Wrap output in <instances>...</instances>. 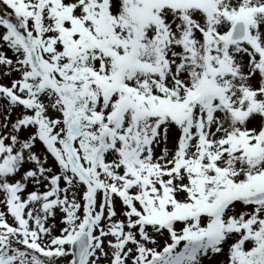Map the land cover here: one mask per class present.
<instances>
[{"label": "snow or ice", "instance_id": "6c2138e0", "mask_svg": "<svg viewBox=\"0 0 264 264\" xmlns=\"http://www.w3.org/2000/svg\"><path fill=\"white\" fill-rule=\"evenodd\" d=\"M0 264H264V0H0Z\"/></svg>", "mask_w": 264, "mask_h": 264}]
</instances>
